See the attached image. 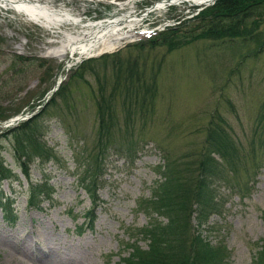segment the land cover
Instances as JSON below:
<instances>
[{"label":"rangeland","instance_id":"1","mask_svg":"<svg viewBox=\"0 0 264 264\" xmlns=\"http://www.w3.org/2000/svg\"><path fill=\"white\" fill-rule=\"evenodd\" d=\"M52 1H63L80 23L47 28L0 9V159L10 175L0 179V191L13 196L17 215L12 226L0 217V264H121L132 245L146 247L141 234L155 213L148 216L140 204L160 177L158 165L176 164L182 177H196L206 131L218 122L232 137L233 166L216 160L219 207L207 216L202 234L223 247L217 264H254L252 254L264 236V20L253 26L258 36L252 39H184L193 35L168 29L178 16L199 11L186 1L152 9L160 0ZM129 10L139 15L133 23L164 29L148 39L129 31L131 37L112 50L81 59L55 54L64 30L81 34L89 21ZM162 31L172 40L152 41ZM136 37L139 44L133 45L128 39ZM107 112L112 122L101 128ZM32 113L29 126L48 147L42 155L48 159L32 154L22 169L27 178L6 133L18 121L3 122ZM44 177L51 200L42 198L41 209L26 205L29 184ZM89 179L96 181L90 198L78 186ZM228 183H237V190L228 191ZM94 197L91 226L74 233ZM191 220L178 235L176 253L165 252L160 264H184L193 256Z\"/></svg>","mask_w":264,"mask_h":264},{"label":"trees","instance_id":"2","mask_svg":"<svg viewBox=\"0 0 264 264\" xmlns=\"http://www.w3.org/2000/svg\"><path fill=\"white\" fill-rule=\"evenodd\" d=\"M176 19L177 23L170 26L168 31L193 35L183 36L184 39L189 37L191 39L196 37L218 39L219 36L225 35L252 39L254 36H258L255 35L257 32H252L253 26L257 25L258 21L264 20V0H213L212 3L199 9L197 13L183 19H179V17ZM166 32L163 31L162 36H157L152 41L161 40L164 43L171 41L172 36H166ZM149 87L146 86L145 89L147 90ZM54 93L49 97V101ZM143 103H146L145 99ZM262 107L260 125L264 129V106ZM32 117L33 115L6 129V133L11 132L12 155L17 165L22 169L27 168L28 158L32 154L38 159H42V155L45 153L44 148H48L44 145L45 142L40 140L39 134L30 128ZM100 117H102V113ZM111 119L112 115L107 112L106 116L100 119V127L106 128L105 126L112 122ZM203 143L196 177L191 178L190 181L181 176L176 164L168 163L167 165L164 162L161 170V165H158L157 170L160 177L152 186L149 197L146 200L142 199L144 202L140 204L147 211L148 216H153V212L155 213L151 220L149 218L147 228L144 227L143 234H141L147 240L146 247L143 249L137 244L132 245L127 255L120 258L121 264H160L165 252L169 255L176 253L175 242L179 240L178 235L190 226L191 218L195 221V225L192 227L194 250L193 256L187 258L184 264H217L221 259L224 253L221 252L223 247L218 248V246L210 244L206 239V234H202V226L206 223L207 216L216 212L219 207L220 195L217 198L215 195V179H218L219 171L216 160L233 166V160L228 155L233 153L234 147L232 137L219 122L208 127ZM1 162L0 159V177H6L9 171ZM84 173L91 177V174ZM95 183V179H89L80 184L93 197L94 192L90 187L93 185L94 188ZM225 187L228 191H235L238 184L228 183ZM50 190L46 180L30 184L28 204L39 207V202L42 199L39 196L48 197ZM9 201L0 193V204L6 210L7 215L11 213ZM7 215L4 213L5 218ZM89 215L91 216L90 212ZM261 216L264 221V212L261 213ZM8 217L11 220V216ZM163 217L164 220H161ZM252 255L254 264H264V236L260 246Z\"/></svg>","mask_w":264,"mask_h":264},{"label":"bare ground","instance_id":"3","mask_svg":"<svg viewBox=\"0 0 264 264\" xmlns=\"http://www.w3.org/2000/svg\"><path fill=\"white\" fill-rule=\"evenodd\" d=\"M127 1V0H126ZM182 0L157 1L152 4V8H165L171 3H178ZM129 2V1H128ZM197 2V0H186L187 4ZM123 6L124 2L116 4ZM127 5V4H126ZM10 8L26 19L39 23L47 28H60L64 23L78 24L80 17L69 11L63 5V1L56 3L52 0H0V9ZM139 15L133 10L127 11L119 17L106 18L99 21H89L80 33L63 32L65 39H62L58 48L54 49L56 55L69 53L71 56L86 57L102 51L110 50L114 47V42L121 37H126L128 30L134 22H137ZM128 38V37H127ZM118 43V42H117ZM81 59V58H80Z\"/></svg>","mask_w":264,"mask_h":264},{"label":"water","instance_id":"4","mask_svg":"<svg viewBox=\"0 0 264 264\" xmlns=\"http://www.w3.org/2000/svg\"><path fill=\"white\" fill-rule=\"evenodd\" d=\"M165 1H170V0H165ZM213 0H198V3L200 4H208L210 2H212ZM16 119L19 118V116L15 117Z\"/></svg>","mask_w":264,"mask_h":264}]
</instances>
